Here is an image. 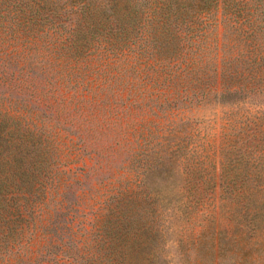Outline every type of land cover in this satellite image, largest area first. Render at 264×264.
<instances>
[{"label": "trees", "instance_id": "obj_1", "mask_svg": "<svg viewBox=\"0 0 264 264\" xmlns=\"http://www.w3.org/2000/svg\"><path fill=\"white\" fill-rule=\"evenodd\" d=\"M221 26L225 39L234 37L228 42L246 51L245 56L229 59L228 87H219L218 59H212L211 71L206 72L211 59H206L205 50H219ZM133 47L151 56L170 82L189 80L194 92L188 97L190 107L199 96V102L218 104L225 98L264 96V0H0V264H59L61 259L75 264L81 252L86 253L81 264H127L125 251L144 247L139 236L148 229L138 211L148 203L159 211L161 226L155 228L153 239L162 250L167 233L162 223L167 220L163 178L178 190L185 188L183 198L174 199L172 220L193 221L204 210L203 231L189 236L193 245L215 225L216 206H210L217 175H140L136 187L120 188L99 208L93 224L96 238H74L70 197L76 185L95 176L89 175L92 168L86 159L97 160L108 149L101 139L103 147L88 152L95 135H101L88 126L100 109L93 99L111 91L95 86L89 76L82 81L74 74L78 67L93 72L91 63L98 52L111 58ZM170 61L177 62L179 74L165 66ZM119 71L125 73L123 67ZM61 147L72 164L84 161L83 174L72 175L79 171L76 166L75 172L61 170ZM158 156L159 152L152 155L154 160ZM243 178L241 187L237 181L229 186L236 204L230 210L232 219L260 236L264 175ZM239 189L244 192L237 193ZM86 190L91 192L92 185ZM129 208H136L133 219L127 216ZM127 231L131 243L122 240ZM155 259L165 264L161 255Z\"/></svg>", "mask_w": 264, "mask_h": 264}, {"label": "rangeland", "instance_id": "obj_2", "mask_svg": "<svg viewBox=\"0 0 264 264\" xmlns=\"http://www.w3.org/2000/svg\"><path fill=\"white\" fill-rule=\"evenodd\" d=\"M224 31L221 26L218 31L219 50L214 51V47L205 50L206 59H211L207 73L211 71L212 59H218L219 87H228L232 83L229 59L246 55L243 45L234 46L228 42L234 37L225 39ZM93 57V72L78 67L74 77L80 75L83 81L85 76H89L88 81L96 82L95 86L111 89L94 99L90 97L97 99L95 105L100 109L88 123L93 131L101 134L95 135L93 148L89 147L88 152L101 149L102 143L98 142L101 139L107 143L108 149L97 160L86 159L88 169L92 168L89 175L95 176L76 185L70 197L73 202L71 215L76 217L72 231L76 241L85 242L86 238L97 237L93 224L99 208L106 200L110 201L120 188L127 185L136 187L140 175H189L194 172L196 175L218 176L213 194L215 200L210 206L211 209L214 204L216 206V222L207 237L194 245L189 237L193 231L197 234L203 231L202 225H206L204 210L193 221L186 218L172 220L174 199L177 195L179 199L183 198L185 188L178 190L163 178L162 195L166 200L164 214L167 220L162 223L167 233L161 240L162 250L157 248L153 239L155 228L161 226L156 217L159 211L149 203L143 204L138 217L143 216L145 221L142 225L145 224L148 234L139 236L144 242L141 250L125 251L127 264H156L155 258L159 255L165 264H264V232L260 236H257L259 232L252 234L251 229L242 228L232 219L230 210L233 211L236 204L231 201L229 190L233 181L241 187L244 175H264V96L251 99L249 94L240 100L225 98L220 104L199 102V96L190 107L188 97H193L194 92L188 86L189 80L170 82L162 73L163 68L142 49H126L118 57L111 58L98 52ZM165 66L168 70L178 69L177 62L173 61L165 63ZM122 67L125 73H118V68ZM236 68L241 70L242 66ZM121 73L124 76H120ZM67 152L60 148L63 160L59 166L64 165L61 170L76 166L79 171L74 169L72 175L83 174L84 161L72 164L65 157ZM158 152L159 158L154 160L152 155ZM114 176L116 179L112 178ZM90 185L93 190L88 192L86 189ZM239 190L237 193L244 192V189ZM135 210L127 209V216L135 218ZM87 218L89 233L85 235L87 230L82 227ZM122 240L131 243L132 234L127 231ZM55 250L53 248L51 252ZM83 254L86 253L81 252L79 262L75 264H81ZM59 264L70 262L61 259Z\"/></svg>", "mask_w": 264, "mask_h": 264}]
</instances>
